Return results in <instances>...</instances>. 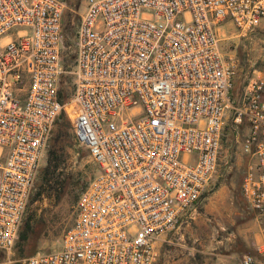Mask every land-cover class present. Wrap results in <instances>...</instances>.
<instances>
[{
    "label": "built area",
    "instance_id": "obj_1",
    "mask_svg": "<svg viewBox=\"0 0 264 264\" xmlns=\"http://www.w3.org/2000/svg\"><path fill=\"white\" fill-rule=\"evenodd\" d=\"M63 0H0V264H153L215 177L226 133L248 156L240 194L264 258V67L237 100L215 27L264 26V0H84L62 61ZM72 76L62 103L58 85ZM67 114L96 173L60 248L11 258L56 120ZM229 123V124H228Z\"/></svg>",
    "mask_w": 264,
    "mask_h": 264
},
{
    "label": "rangeland",
    "instance_id": "obj_2",
    "mask_svg": "<svg viewBox=\"0 0 264 264\" xmlns=\"http://www.w3.org/2000/svg\"><path fill=\"white\" fill-rule=\"evenodd\" d=\"M83 10L84 0H81L78 13L73 12L71 17L73 25ZM214 29L224 59L234 64L233 97L237 100L253 69L264 67V26L245 37L238 36L230 23L220 24ZM242 134L244 131L235 136L230 128L226 129L222 142L213 187L224 185L227 192L225 200L218 204L211 202L208 208L201 200L197 205L198 213L189 221L182 238L176 234L171 237L170 243L163 241L160 246L157 243L158 251L153 264H240L245 253L254 254L253 243L259 224L240 194V183L248 161V156L242 150ZM71 142L56 173H60V179L69 177L71 180L81 179L88 182L96 173V165L86 147L75 143L72 136ZM45 163L46 153L35 183L41 179V169ZM69 190L68 188L65 194L57 198L56 193L45 192L44 188L40 196L28 202L23 220L31 218L38 228L40 234L36 251L60 248L61 237L75 217L76 204ZM35 191L33 188L30 196ZM184 225H180L179 231L183 232Z\"/></svg>",
    "mask_w": 264,
    "mask_h": 264
},
{
    "label": "trees",
    "instance_id": "obj_3",
    "mask_svg": "<svg viewBox=\"0 0 264 264\" xmlns=\"http://www.w3.org/2000/svg\"><path fill=\"white\" fill-rule=\"evenodd\" d=\"M65 2L66 8L63 12V43L61 56L64 67L66 70H70L72 63L74 61L73 46L76 36V29L80 18L77 17L75 25L72 24L71 17L73 12L78 13L81 0H63ZM66 48V50H64ZM72 87V76L69 73L62 75L58 85V98L62 103L66 102ZM234 83L232 88L233 97ZM240 91L239 96L241 95ZM238 96V98H239ZM234 98V97H233ZM230 125L226 126L228 130ZM71 136L75 141L74 133L70 124V120L63 110L58 116L54 129L52 131L51 137L48 142L47 152H46V163L41 169L42 177L33 186L35 188V194L30 196L29 201L37 198L42 194L45 188V192H54L56 197L60 198L61 195L65 194L70 189L69 192L72 194L73 202H77L79 195L85 188L87 182L81 179H72L69 177H63L60 179V173H56L59 169L62 160L64 159V153L66 148L71 142ZM78 144V143H77ZM39 231L35 224L31 221V218H26L22 221L18 232V238L13 246V256L14 260L29 257L36 252L37 243L39 239ZM16 264V263H15Z\"/></svg>",
    "mask_w": 264,
    "mask_h": 264
},
{
    "label": "crops",
    "instance_id": "obj_4",
    "mask_svg": "<svg viewBox=\"0 0 264 264\" xmlns=\"http://www.w3.org/2000/svg\"><path fill=\"white\" fill-rule=\"evenodd\" d=\"M215 180L216 179L214 177L213 180L209 183V185L205 188V190L203 191L202 196H201V200H203L205 202L204 206L206 208H208V206L210 205L211 202H215V203L218 204V202L221 203L222 201L225 200V196H226V193H227L226 189H225L224 185H222V184L217 186V187L215 186V188H214L213 186L215 184ZM201 200H200V202H201ZM197 205L194 208L190 209L187 212V215H185V217H183L181 219L177 230H175L174 232H171V233L167 234L166 236L162 237L160 239V241L158 242V245L161 244L163 241L167 242V243L172 242L171 237L173 238L174 235H176V234L179 235V238H182L184 236V233L187 230V225H188L189 221L193 220L195 218V215L198 213L197 212L198 211L197 210V207H198ZM182 223L185 224L184 227H182L183 228V232L179 231V228H181L180 225ZM258 234H259V230H258V232L256 234V239H258ZM255 255H256V258H257V264H264V258L262 256H259L256 253H255Z\"/></svg>",
    "mask_w": 264,
    "mask_h": 264
}]
</instances>
